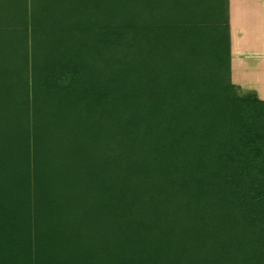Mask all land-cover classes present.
Instances as JSON below:
<instances>
[{"label": "trees", "instance_id": "trees-1", "mask_svg": "<svg viewBox=\"0 0 264 264\" xmlns=\"http://www.w3.org/2000/svg\"><path fill=\"white\" fill-rule=\"evenodd\" d=\"M228 5L0 0V264H264Z\"/></svg>", "mask_w": 264, "mask_h": 264}, {"label": "crops", "instance_id": "crops-1", "mask_svg": "<svg viewBox=\"0 0 264 264\" xmlns=\"http://www.w3.org/2000/svg\"><path fill=\"white\" fill-rule=\"evenodd\" d=\"M228 3L231 81L242 92L256 95L244 101L249 107L239 118L240 135L246 144L264 146V0Z\"/></svg>", "mask_w": 264, "mask_h": 264}, {"label": "rangeland", "instance_id": "rangeland-1", "mask_svg": "<svg viewBox=\"0 0 264 264\" xmlns=\"http://www.w3.org/2000/svg\"><path fill=\"white\" fill-rule=\"evenodd\" d=\"M228 12H229V6H228ZM248 107L249 106H247V104L244 103V102H236V103H234V105L231 108V114H232V117H233L231 145L233 147L243 146V145H246V143H247L246 139H244L240 135V121H239V118L245 112V110L248 109ZM254 140H258V139L254 138ZM258 141H260V140H258ZM261 143H260L261 145H264L263 141Z\"/></svg>", "mask_w": 264, "mask_h": 264}]
</instances>
